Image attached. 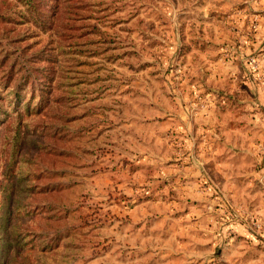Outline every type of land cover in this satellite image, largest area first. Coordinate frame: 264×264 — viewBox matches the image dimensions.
I'll return each mask as SVG.
<instances>
[{
	"label": "rangeland",
	"instance_id": "obj_1",
	"mask_svg": "<svg viewBox=\"0 0 264 264\" xmlns=\"http://www.w3.org/2000/svg\"><path fill=\"white\" fill-rule=\"evenodd\" d=\"M44 3L0 0V264H264V0Z\"/></svg>",
	"mask_w": 264,
	"mask_h": 264
},
{
	"label": "trees",
	"instance_id": "obj_2",
	"mask_svg": "<svg viewBox=\"0 0 264 264\" xmlns=\"http://www.w3.org/2000/svg\"><path fill=\"white\" fill-rule=\"evenodd\" d=\"M38 1L42 5L40 9L38 8V4H39ZM38 1L37 0H24L26 6L32 12V14L38 15L37 19L40 20L39 21L40 26H44L47 22V17H50L49 14H53V15H51V17L57 16V14L60 11V7L58 6L59 3H56L55 7L53 8L54 11H53L51 5L47 7L48 9L46 11L45 6H47V5L44 3V0H38ZM57 1H59V0H57ZM64 1L70 3V1L72 2L73 0H64ZM56 8H57V10H56ZM28 82H32V81L29 80ZM41 84H42V81H39V84L34 83V88H35L34 90H36L37 88H39V90H40ZM47 88H49V87L47 86L45 88H42V91H46ZM27 126H30V123Z\"/></svg>",
	"mask_w": 264,
	"mask_h": 264
}]
</instances>
